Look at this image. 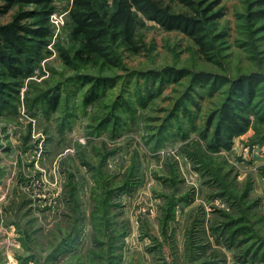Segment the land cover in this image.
<instances>
[{
	"label": "rangeland",
	"instance_id": "374dc122",
	"mask_svg": "<svg viewBox=\"0 0 264 264\" xmlns=\"http://www.w3.org/2000/svg\"><path fill=\"white\" fill-rule=\"evenodd\" d=\"M194 1L221 12L206 25L207 53L146 19V49L122 54L121 68L105 73L119 79L99 100L85 106L88 87L71 83L51 111L42 92L76 75L51 44L0 109V264H264V121L230 150L196 144L231 81L264 76V19L251 18L257 0ZM67 19L51 16L53 43L65 45ZM164 68L188 73L167 78ZM258 83L256 111L264 105ZM198 148L208 165L187 153ZM244 193L249 242L232 245L215 228L247 209L231 198Z\"/></svg>",
	"mask_w": 264,
	"mask_h": 264
},
{
	"label": "trees",
	"instance_id": "16d2710c",
	"mask_svg": "<svg viewBox=\"0 0 264 264\" xmlns=\"http://www.w3.org/2000/svg\"><path fill=\"white\" fill-rule=\"evenodd\" d=\"M174 3L186 10L177 11L172 6ZM206 3L194 0H0V17L14 11L9 21L0 22V109L34 74L40 63L53 53L49 49L51 44L55 46L63 66L76 73L56 88L42 92L40 101L46 100L51 111L57 110L64 95H70L64 92V87L71 83L78 82L81 89L88 87L82 100L85 106L99 100L116 77L119 79L117 75L111 77L105 73L121 68L122 54L140 55L146 49L142 34L146 19L157 22L166 31L185 33L203 53H207L206 25L221 17V12H213L215 5L205 6ZM255 3L259 9L251 14V18L262 20L264 0ZM61 11L68 15L65 45L63 42L53 43L55 31L51 16ZM260 30L264 31V26ZM163 71L167 78L175 74L183 77L188 73L174 68H164ZM160 76L163 79L162 73ZM202 81L197 79V83ZM259 81H264L261 74L231 81L228 97L206 121L197 146L202 140L210 152L230 150L235 136L245 133L254 122L264 121V105L258 111L254 105ZM190 101L193 102L191 97ZM187 115L192 119L190 112ZM251 115L256 116L255 121ZM188 151L198 165H208L209 156L201 148L197 153ZM221 164L224 165L223 162ZM208 171L220 179L216 170L210 167ZM245 193L239 198H231L235 202L234 208L238 210L247 203V209L238 213L239 217L231 219L229 224L221 223V229L215 228L221 232V238H226L232 245L240 241L249 242L250 232L242 225L247 223L245 213L251 209ZM238 224L241 226L233 229ZM258 236L262 238L260 234ZM251 259V262L255 260ZM247 260L244 256V262Z\"/></svg>",
	"mask_w": 264,
	"mask_h": 264
},
{
	"label": "built area",
	"instance_id": "2783aa9c",
	"mask_svg": "<svg viewBox=\"0 0 264 264\" xmlns=\"http://www.w3.org/2000/svg\"><path fill=\"white\" fill-rule=\"evenodd\" d=\"M53 17L56 19L57 16L54 15Z\"/></svg>",
	"mask_w": 264,
	"mask_h": 264
}]
</instances>
